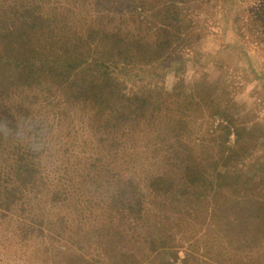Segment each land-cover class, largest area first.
<instances>
[{"label": "rangeland", "instance_id": "obj_1", "mask_svg": "<svg viewBox=\"0 0 264 264\" xmlns=\"http://www.w3.org/2000/svg\"><path fill=\"white\" fill-rule=\"evenodd\" d=\"M35 1L45 11L68 15L84 29L103 9L114 13L117 8L122 13L129 9L123 0ZM185 7L190 27L182 41L157 61L130 65L116 73L129 91L142 89L160 96L161 110L155 111L156 126L150 123L141 140L136 138L118 151L119 158L108 164L105 159L93 160L96 148L91 142L95 138L77 116L63 122L64 133L59 137L60 124L50 99L40 110L22 111L29 116L25 133L31 130L33 138L35 133L40 136L41 142L34 145L40 147L37 152L73 155L67 162L62 160L77 172L73 187L78 191L89 184L94 189L106 183L107 174H99L102 165L122 182L134 172L137 177L145 175L140 173L139 159L159 169L166 166L163 159H168L165 156L171 148L190 153L200 167L228 171L227 179L233 185L218 200L239 197L240 207L233 212L241 217L242 228L233 229L228 223L221 229L212 224L221 215L210 222L212 213L206 210L204 219L185 217L177 210L165 213L163 207L158 208L161 200L151 191L143 197L147 230L130 226L123 237L111 233V244L92 239L80 248L76 242L92 235L93 217L89 228L83 226L82 215L69 217L64 224L76 231L70 238L68 230L56 233L48 229L44 212L31 211L32 205L22 214L18 212L21 216L4 215L0 210V264H109L112 259L106 251L119 243L134 259L132 264H264V0H189ZM154 35L146 34L149 41ZM33 138L31 142H35ZM127 152L139 156L135 159ZM157 154L162 156L161 164L159 158L152 163ZM50 160L56 162L57 158ZM55 162L43 168L51 178L60 173ZM93 162L96 169H88ZM79 176L86 178L80 186ZM141 185L148 187L147 183ZM80 231L85 232L78 235ZM220 241L223 248L218 249L215 245ZM187 255L190 260L185 263Z\"/></svg>", "mask_w": 264, "mask_h": 264}, {"label": "trees", "instance_id": "obj_2", "mask_svg": "<svg viewBox=\"0 0 264 264\" xmlns=\"http://www.w3.org/2000/svg\"><path fill=\"white\" fill-rule=\"evenodd\" d=\"M188 1L123 0L129 6L128 11L122 13L117 8L114 13L112 9H103L84 29L66 14L45 11L35 0H0L2 214L21 216L25 207L33 205L31 211L44 212L48 229L56 233L68 230L72 233L70 238L76 231L64 224L69 217L82 215L86 228L92 224L89 220L93 217L92 235L84 240L77 239L76 244L82 248L92 239H104L111 244L109 239L113 232L123 237L130 226L147 230L143 219L148 209L143 197L146 196L144 192L153 191L157 201L161 200L158 208L163 207L165 213L177 210L185 217L202 216L204 219L206 210L212 213L210 222L221 215L218 222L212 223L219 224L221 229L231 223L233 229L241 227V217L233 212L240 207L239 197L221 203L218 200L224 194L226 197L225 192L233 185L227 179L228 171H222L218 166L213 171L200 167L193 162L190 153L171 148L165 156L168 159H163L166 166L159 169L146 166L139 159L140 173L145 172V175L137 177L134 172L122 182L117 181L112 170L108 168L107 171L102 165L99 174H107L106 183L94 189L89 184L84 191L82 188L78 191L73 187L77 172L66 164L73 155L37 152L40 147L34 145L41 142L40 136L35 133L33 138L31 130L25 133L29 116H24L22 111L40 110V105L50 99L60 124L59 137L64 133L63 122L77 116L83 121L84 129L95 138L91 142L96 148L93 160L105 159L108 164L119 158L121 152L118 151L143 136L150 123L156 120L155 111L161 110L160 96L142 89L129 91L116 73L130 65L157 61L175 43L182 41L190 27L185 7ZM261 22H264V15ZM147 32L155 34L153 40L149 41ZM32 138L36 143L31 142ZM240 140L239 133L237 143ZM126 154L135 159L139 156ZM51 158H57V161ZM158 158L161 164L159 154L152 163L155 164ZM53 162L61 168L55 178L43 171L45 165ZM224 167L228 168L227 162ZM88 169H96L95 162ZM85 182L86 178L81 176L77 185ZM142 183H147L148 187L141 188ZM206 220L204 224L209 225ZM79 229L82 228H76ZM85 231L77 234L83 235ZM222 244L220 241L215 247L221 249ZM115 246L106 251L112 259L109 264H132L134 259L120 247L123 245ZM189 257L187 255L185 263Z\"/></svg>", "mask_w": 264, "mask_h": 264}]
</instances>
